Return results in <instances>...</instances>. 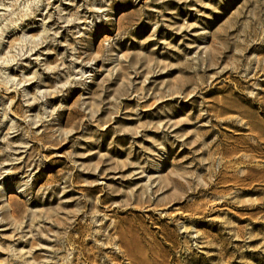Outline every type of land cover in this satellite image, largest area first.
<instances>
[{
  "label": "rangeland",
  "instance_id": "1",
  "mask_svg": "<svg viewBox=\"0 0 264 264\" xmlns=\"http://www.w3.org/2000/svg\"><path fill=\"white\" fill-rule=\"evenodd\" d=\"M0 264H264V0H0Z\"/></svg>",
  "mask_w": 264,
  "mask_h": 264
}]
</instances>
